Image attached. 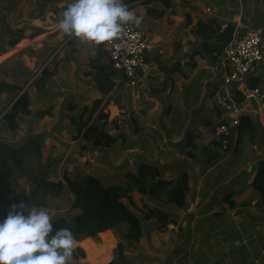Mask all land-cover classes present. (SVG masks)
I'll list each match as a JSON object with an SVG mask.
<instances>
[{
  "label": "rangeland",
  "instance_id": "374dc122",
  "mask_svg": "<svg viewBox=\"0 0 264 264\" xmlns=\"http://www.w3.org/2000/svg\"><path fill=\"white\" fill-rule=\"evenodd\" d=\"M219 1L221 4V0ZM69 2L70 0H0V40L3 37L0 41V79L9 82L19 80L26 82L27 79H29L25 89H28L30 92L31 100V105L29 107L30 114L20 118L19 125L16 129L11 130L7 124L0 121V143L11 146L12 150L25 147L29 143L38 145L37 148L41 151L46 150L48 147L47 154H42L44 158H40V161L43 163L41 168L38 167V156L34 151H31L32 153H29L28 156L25 157L26 162L23 169H19V167L16 166L13 169V176L9 177V179L5 178L3 184L8 185V191L7 189L5 191L0 188V195L7 193L8 203L4 204L0 200V218L7 214L13 203H19L23 200L35 204L32 199V194L37 186L31 179L35 178L36 173L39 172H43V177L47 181H64V184H67L65 182V176L75 179L76 176L94 175L100 178L102 184L105 186H127L131 181L129 175L134 174L138 176L140 167L145 165L147 168H158V177L160 179L175 180L183 173H188L194 181L199 180L194 176V173L196 172L197 167L200 168L202 166L201 162L194 160L193 167L187 164L185 165L184 162H179V164L176 165L172 163V158H176L179 154H175L176 156L170 155L169 152L171 149L168 148V146L172 143L178 144V137L180 136L177 134L178 131L174 128V125H176L174 120L173 122L171 121L170 128L165 129L160 125L161 116L166 113L169 102L161 97V88L164 86V83H158V81L152 79V82L149 85L151 93H158V95L152 97L154 98L152 101L153 104H149V106L146 107V111H143L139 104H136L135 106L131 99L128 101L127 98H123L121 102L119 101L117 107L112 106L111 110H109V108L112 104L109 102H111L112 99L106 100V108L103 110L109 114V119L107 120L108 123L104 119L99 118V112H101L99 110L88 120L90 111H87L86 115L83 117V122L87 120L89 124H91V121L92 123L97 122V124H103L105 122L108 124L109 131L113 136L118 138L120 135L125 134L127 137L125 140L118 138L116 143H113L108 147H94L84 139L82 132H84L87 127L83 126L81 123L82 120H80L85 106L88 105L91 107L93 99L96 98V95H94L93 92L94 89L92 86L89 87L88 85L89 90L87 89L85 92L88 93V98H85L83 96L84 94L80 92L81 88L78 83L74 88V85L71 82L67 83L65 81L66 79L75 80L77 82L89 80V84L94 85V82L92 83L90 81L91 77H87L82 81V78L85 75L83 71L89 70L87 65H79L78 68L76 67L74 69L73 67L68 68L65 63L66 59L63 57V53L66 56L68 50H72V46L66 47V43L72 40V37L64 36L61 41L60 37L56 36V33L53 32L48 37H45V35L43 41L42 39L40 41L26 39L23 42H19L18 45L16 44L17 47L15 50L24 47L28 48L22 52L16 53L11 50L12 48L8 51L3 49L9 47L7 42L9 41L10 36L9 32H7V28H16V23L20 26L22 23H18V21L22 16L29 18L35 14L41 15L43 21L49 22L46 23L48 24L46 31H49L50 28L54 27L53 23L55 21L62 19L63 11ZM189 2L190 0L186 3ZM191 10L198 9L194 6ZM186 11H188V9ZM224 13L225 12H218L214 15L205 13L207 15L206 22L210 23L212 20L217 19L222 23V28H225L227 25H225L224 21L226 20L218 18ZM200 14L203 13L200 12ZM224 18H226L225 14ZM197 21L193 22L191 29L193 28L195 30ZM186 23L190 24L191 20L189 22L187 18L185 19V28L188 27ZM240 23L241 19L239 18L237 20V25ZM250 24L251 23L248 25ZM192 34L196 35L193 31ZM20 36L21 34L18 35V37ZM34 44H41L40 46L42 48L35 49L31 46ZM202 49L207 53V48L205 46L203 47V43ZM166 59L167 57L164 56L161 61L163 60V62H165ZM100 62L103 63L102 60ZM163 62H161V64H155L157 66L155 67L152 76L158 74H161L163 77L167 76L166 70L164 73L161 70L164 67ZM202 64L205 63L202 62ZM45 67H48L53 73L52 76L47 79L46 89L39 90L32 85L35 79L41 76L42 70ZM126 89L127 92L133 91L130 88ZM48 92L54 94L50 101L45 100V96ZM189 93H191V101L194 102L197 98L198 92L192 89ZM108 94H102L103 100ZM164 96H168V94ZM11 99V95L8 97L6 94H0V106L8 105ZM144 99L146 100L145 96ZM147 100L149 99L147 98ZM71 102L76 105L75 110L72 112H77L76 115L73 114L76 124L71 123L72 118L68 116V114L71 113L67 112ZM175 104H177L176 101H174L169 110V113L172 116L177 115V109L174 107ZM118 107L124 109L125 113L118 111ZM173 108L176 113L173 111ZM46 111L50 113L45 115L44 112ZM137 116L140 120L139 124L135 123L134 120ZM172 116H168V118L171 119ZM190 118H192V115H190ZM205 118L208 119V116H205ZM32 119L36 120L38 124H33ZM51 120L53 122L58 121L61 125L65 124V127L56 130L52 126L54 131L48 133V136L45 135L46 132H43V134L38 131L37 127L39 125L47 127L50 125ZM190 135L191 132L187 135V138ZM214 137L216 136L213 135V132L210 133L204 142H209L210 140L211 142L204 147L212 148V146H214L212 145ZM144 143L152 146L150 154L145 151V146L142 147ZM180 145L182 147L185 146V142H180ZM176 146L181 151L179 144ZM199 149L200 148H198L197 152H201ZM222 154L224 155L225 153ZM186 155L188 156L181 155V157H185L191 162L193 157L189 156L187 153ZM205 157L206 156H202L200 158ZM135 158L148 159H144L143 162V160L137 161ZM240 158L239 154L235 156L232 154L230 162L226 163L227 169L223 168L222 170H232ZM11 162L14 163L13 161ZM253 166L254 164H252V167ZM177 167H179L180 170L183 169L180 175H178L180 170L177 171L174 169ZM164 169H166L165 172ZM219 170H221V167L216 169L215 173L217 174ZM30 174L32 175L31 179ZM217 175L223 176L221 173H218ZM214 181V188H220L222 191L232 188V184L229 182L230 180L226 177L223 180L222 178L216 177ZM205 184L206 181L202 184V192H204ZM63 190L64 191L61 195H50L47 198L46 207H48L52 213L53 219L59 215L74 217L79 212L71 209L73 196L69 193L66 185ZM226 193H228V190H226ZM132 196L138 205L136 209L127 199H124V201L130 209L134 208L142 216L146 211V206H144V204L147 203V205L150 206L149 202L151 201L148 197L143 199L140 194L133 193ZM187 204H189L188 199ZM160 206L162 210L169 213V204L162 202ZM254 206L256 205L254 204ZM257 206L260 205L258 204ZM246 209L247 208L242 211L243 208H241L243 215L248 218L247 220L245 219L243 225L240 220L237 228L234 226V228H229L227 232L219 229L218 232L220 234L215 235V237H211L212 234L210 233V238L213 241L212 245L206 244L207 234L205 230L201 228L200 224L197 225L193 223V221L187 222L189 227L183 226L182 223L179 225L176 220L174 223H169L163 228L161 227L162 220L160 217L157 219L152 217L149 218V220H145L143 217L144 231L146 233L137 243H131L126 240L123 226L119 227L117 231L114 230L113 232L112 230L115 238L112 233H110V230H105L94 238L81 239V246L86 252H88L87 257H72L71 264H85V260L87 264H105L108 263V261L111 262L110 260L112 256H114L113 259L115 260V264H124L126 261L127 264H193L196 256L205 255L206 253L208 254V251L211 252L212 250H215L214 246L217 243L221 246V238H224L223 240L225 241H231L232 244L230 248L231 252L227 251L226 253H224L223 250L218 251V246H216L218 253L217 255H213V257L219 261V264H264V260L257 263L258 258L256 256L258 252L263 253L264 220L256 217L255 214L258 213V210L253 207L248 208L252 212L251 214ZM253 212L255 214H253ZM188 213L187 217L192 215L190 212ZM259 214L261 215V213ZM179 215L182 217V214ZM70 220H73V218H70ZM229 224L230 223H228V225ZM119 245H123L122 251L118 250ZM90 255L93 257L92 260L90 259ZM95 258L99 259L95 260Z\"/></svg>",
  "mask_w": 264,
  "mask_h": 264
},
{
  "label": "crops",
  "instance_id": "0c3cea01",
  "mask_svg": "<svg viewBox=\"0 0 264 264\" xmlns=\"http://www.w3.org/2000/svg\"><path fill=\"white\" fill-rule=\"evenodd\" d=\"M143 1L145 0H135L131 2L129 6L138 15H142L143 20L140 26L151 38L156 41L159 49L163 51V55H160L154 59V66L152 71L146 77H144L137 86L129 87L126 85V83L116 80L114 89L103 100L102 109L106 108V100L110 98L112 100L109 103H111L112 105L110 106L109 110H111L112 106L117 107L119 101L121 102L123 98H127L128 101L131 99L132 103H134L135 106L136 104H139V106L142 107V110L146 111V107L149 106V104H153L152 101L154 98L152 97H156L158 95V93H151L149 85L152 82V79L154 81H158V83H164V86L161 88V97L165 98L166 101L169 102L166 113L161 116L160 125L165 129L170 128V123L174 120V123L176 122L174 128L176 131H178L177 134L180 136L178 137V144L181 151L176 146L178 144L172 143L168 146V148L171 149V151L169 152L170 155L179 154V156L175 155L176 158H172V163L176 165L179 164V162H184L185 165L187 164L192 167L194 160L202 163V166L200 168L197 167V170L194 173V176H196L199 180L194 181L192 177L189 176L190 190L187 193L189 204H187L186 207L182 209L175 204L171 205L170 203L168 206L169 214H171L174 219L178 221L179 225L182 223V225L185 227H189V224H187V222L190 221H193V223L197 225L200 224L201 228H203L207 234L206 244L212 245L213 241L210 238V233L212 234L211 237H215V235L220 234L218 232L219 229L227 232L229 228H234V226L237 228L240 220L243 225L245 219H248L245 215H243L242 212L245 208H247L246 210H248L251 214L252 212L248 208L253 207L254 209L258 210V213L255 214L253 212V214H255L256 217L264 220V204L262 203L261 197L259 196L258 192H256L252 187V183L257 173V162L264 159V133L262 132V128H264V102L263 106L258 109L257 113H245L243 115V117H249L250 120L257 125L258 130L254 137L252 136L251 132L240 134L238 132V128H233V143H235L233 146L236 148V150L238 149V151H240L239 155L241 158L239 161H237V164L232 170H222L223 168L227 169L226 163L230 162L231 155L233 154L235 156L237 155V153L230 150L224 154L223 158L220 161H213V158L208 159L207 154L208 151H210V153H212L213 151H217V147L214 145L212 146V148L206 149L207 147L204 146L208 145L211 140L209 142L204 141L208 138L209 134L213 132V127L216 126V124L220 120L229 118L228 114L223 112V110L219 108L214 101L215 93L222 86V84H225V74L222 70L223 67L221 61L223 57L213 63L215 55L211 52L207 51V53H205L203 51L202 39L201 37L197 36V34H192V31L194 32V29H191V27L193 26L194 21H207L206 14L214 15L218 12H225L224 14L226 15V18H224V14L218 17L226 20L224 21L225 25L231 23L236 26L237 20L240 18V24H243L244 26H264V0H221V4L219 3V0H190L189 3H186L188 2V0H173V5L171 7H168L159 1L150 2L147 5H143ZM194 6L198 10H191L192 8H194ZM150 8H153L157 11L149 12L148 9ZM187 9L188 11H186ZM200 12H202L203 14H200ZM188 15H190L191 23H186L188 27L185 28L184 23L185 19H188ZM42 18L43 17L39 14H35L34 16H31L29 18L25 16L21 17L18 23L20 22L22 24L18 26L16 23V28H13L19 29V33L20 30L24 31L19 42H23L26 39L32 41H40L42 39L43 41L45 37H48L53 32L56 33V36L60 37L61 41L63 40L64 36L68 37L67 34L60 31L56 26L60 19L53 23L54 27L50 28L49 31H46L48 27V24L46 23L49 22L43 21ZM249 23L251 24L248 25ZM40 45L34 44L31 46L35 49H40L42 48ZM67 46H72V50H68L66 56L63 53V57L66 59L65 63L68 68L73 67L75 69L76 67L78 68L79 65H87V68H89V70L83 71L85 75L82 78V81L87 77H91L90 81L92 83L94 82V85L89 84V80H85L84 82H77L75 80L66 79L65 81L67 83L71 82L74 85V88L78 83L79 87L81 88L80 92L84 94L83 96L85 98H88V93L85 92L87 91V89L89 90L90 86H92L96 98H101L102 94H100L101 92L95 84V80L91 74L96 72V67L92 63V60L100 57L101 51L104 53V55L101 56V60L103 61V63L110 64V58L105 42L97 45L92 42H86L80 40L79 38L72 37V40L66 43V47ZM16 47L17 46H9L8 48L3 49L8 51L10 48H12L11 50L15 51L16 53L28 49L27 47H24L19 50H15ZM187 49H189L190 52ZM164 56L167 57L165 62H163V60L161 61ZM161 62H163V68L167 67V78L163 77L161 74L152 76V74L154 73L153 71L157 66L155 64H161ZM202 62H204L205 64H202ZM163 68L161 70L164 73L165 70ZM171 69L175 71H168ZM249 81L250 86L251 83H255L254 87H259L264 92V63L260 68L255 69L251 72V74L249 75ZM251 87L254 88L253 86ZM126 88H130L133 91L127 92ZM192 89L198 92L197 98L194 102L191 101V93H189V91ZM167 94L168 96H164ZM53 96L54 94L48 92L45 96V100L50 101ZM144 96L146 100L144 99ZM96 98H94L93 100H95ZM147 98L150 101L147 100ZM175 98L178 100H176ZM174 101H176L177 103L174 106L177 109L176 116H172L169 113V110L171 109ZM120 108L121 107H118L117 110L125 113V110ZM173 111H175L174 108ZM67 112L75 115L77 114V112L72 113L68 110ZM71 114H68V116H70ZM190 115H192V118H190ZM168 116H172V118L169 119ZM205 116H208V119H206ZM134 120L135 123H140L138 116ZM32 122L33 124H38L36 120L32 119ZM208 123L212 125H208ZM52 126L56 130H58L62 127H65V124L61 125L58 121L53 122L51 120L49 126L43 127L39 125L37 128L39 132H46L45 135L48 136V133H52L54 131L52 129ZM190 132L194 133L198 137L195 140L196 146L184 149L180 145V142L184 141L186 143L187 135ZM144 146L145 151L150 154L152 146L147 145L146 143L142 145V147ZM198 148H200L199 150H201V152H197ZM190 150H192V153L196 154V157L192 158L193 160L191 162H189L187 158L181 157V155L187 157L188 155H186V153L188 154ZM201 155L206 157L200 158L202 157ZM135 159L137 161L143 160L144 162V159L148 158ZM251 163L254 164L253 167ZM220 167L221 170H219L218 173H221L224 177L217 175L218 173H215L216 169ZM174 169L177 171L180 170L179 167ZM165 171L166 169H164V172ZM182 171L183 169L178 172V175H180ZM214 176L215 178H222V180L225 179V177L230 180L229 182L232 184V188L226 189L228 190V193H226V190L222 191V189L220 190V188L213 187V184L215 182ZM204 180L206 181V184L203 190L204 192H202V184L205 183ZM230 193L232 194L230 200L235 201L233 207H231L230 201L227 200V196ZM149 200L151 201L149 202L150 206H153L154 204L155 207L161 204L160 201L152 199ZM242 201L250 202V204L246 206L243 203L241 204ZM254 204L256 206L259 204L260 206L256 207L254 206ZM240 207L243 208L242 211ZM187 211L192 215L187 217V215L189 214ZM259 213H261V215ZM179 214H182V217H180ZM228 223L230 224L228 225ZM122 226L124 228L123 230L126 233L128 229L127 223L121 224L116 229H111L110 233H112V230L113 232L114 230L117 231V229ZM223 239L224 238H221L220 240L221 246H219L218 243L214 246L215 250H212L211 252L208 251V254L206 253L205 255H200L201 257L196 256L194 258L193 264H219V261L216 260L213 255H217V250H223L224 253L230 251L232 244L231 241H225ZM81 241L75 240V248L80 247L84 250V248L81 246ZM216 246H218L217 250ZM262 248L263 253L258 252L257 263L264 260V245ZM85 257H87L86 251ZM92 258V255H90L91 260ZM113 258L114 256H112L110 261H112ZM97 259L99 258H95V260ZM85 264H87L86 260Z\"/></svg>",
  "mask_w": 264,
  "mask_h": 264
},
{
  "label": "trees",
  "instance_id": "16d2710c",
  "mask_svg": "<svg viewBox=\"0 0 264 264\" xmlns=\"http://www.w3.org/2000/svg\"><path fill=\"white\" fill-rule=\"evenodd\" d=\"M135 0H125L127 4H130ZM162 2L168 7L173 5V0H145L142 2L143 5H147L150 2ZM149 12H155L157 10L150 8ZM190 22V15L187 16ZM235 25L228 24L225 28H222V23L218 20H212L208 23L206 21L198 20L194 32L197 36L201 37L203 47L207 48L208 52L213 53L214 59L213 63L223 57L224 48L232 38ZM9 32V43L10 47H15L19 43L23 35V30H20L21 36L18 37L19 29L8 28ZM3 38V37H2ZM1 38V40H2ZM0 40V41H1ZM101 48V46H100ZM4 52V51H2ZM104 53L101 51V56ZM101 56L92 63L96 67V72L92 73L95 83L99 88V91L106 95L110 93L115 86L116 79L118 78L117 72L112 68L110 64L101 63ZM167 67L163 68L166 70ZM173 72L175 70H168ZM52 71L45 67L42 70V74L39 78H36L33 82L35 88L39 90L46 89L47 79L52 76ZM35 78V77H33ZM29 79H27L28 81ZM27 81L22 80L9 82L4 79H0V94H6L8 97L11 95L10 105L0 106V121L4 122L9 126L11 130H14L19 125V120L21 117H25L30 114V92L26 90ZM251 86H255V83H251ZM49 89V88H48ZM239 99L242 98L240 92H235ZM111 99V98H110ZM103 97L96 98L93 100L92 106H85L81 114L80 120H82L83 126L87 127L84 132H82L84 139L87 140L94 147L110 146L116 143L118 138L125 140L127 137L125 134L120 135L118 138L113 136L109 131L108 122L109 114L102 109ZM10 106V107H9ZM76 105L72 102L69 105L68 111L73 112ZM99 112V118L104 119L107 123L100 124L91 121L89 124L87 121L93 116L96 111ZM87 111H90L89 118L87 121L83 122V117L86 115ZM45 115L50 112H44ZM42 114V113H41ZM72 118L71 123L76 124V120L73 114L70 115ZM228 124L225 119L220 120L216 126L213 127V135L216 137L212 140V145H215L217 151H208V159L213 161H220L223 158V152L221 151V143L219 141V136L216 135V128L219 125ZM208 125H212L208 123ZM238 132L244 134L246 132H251L254 137L257 133L258 127L254 124L249 117L244 116L241 118L240 123L237 126ZM138 129V126H137ZM136 131V130H135ZM264 133V128H262ZM221 137V136H220ZM198 137L191 132V135L186 138L187 141L184 149L192 148L196 146L195 140ZM232 138V137H231ZM232 140V139H231ZM234 145V144H233ZM231 144L229 145V151H234L239 154L240 151ZM38 145L28 144L25 147L19 148L17 150H12L11 146L4 143H0V188L1 190L7 189L8 185L3 184L5 178L13 176V169L17 166L19 169H23L25 165V157L28 156L31 151H34L38 156V167L41 168L43 163L40 158H44L42 154H47V149L44 151L38 150ZM208 149V148H206ZM189 156L195 158L196 154L192 153V150L188 152ZM13 161L14 163H12ZM257 173L252 183V187L256 192H258L261 197L262 203L264 204V159L257 162L256 165ZM36 173V172H35ZM159 170L154 167H146L142 165L140 167L139 175L130 174L129 178L131 181L127 186L122 185H111L105 186L102 184L100 178L94 175L86 176H76L75 179H71L65 176L64 181H47L43 177V172L36 173V177L31 179L36 183V188L32 194V199L36 205H47V198L50 195L59 196L65 189V185L68 187L69 193L73 196V201L71 204V209L79 211L74 217H68L66 215H59L53 219L55 228L69 227L74 233L75 240H81L84 238H93L105 230L116 229L121 224L127 223L128 229L125 233V238L131 243H137L146 233L144 231L143 217L145 220L155 217L162 220L161 227L165 228L169 223H174L176 219L162 210L160 205L148 206L147 203L146 211L141 216L139 212L135 209L138 206L132 194H140L143 199L147 198L152 200H157L165 202L167 204H175L179 208H184L187 205V193L190 190V179L188 173H183L175 180H164L158 177ZM133 192V193H132ZM132 193V194H131ZM231 195V196H230ZM232 194H228L227 200L230 201L231 207H233L235 201L230 200ZM124 199H127L130 204L135 208H129L125 203ZM0 200L4 203H8L7 193L0 195ZM246 206L250 202L242 201L241 204ZM73 218V220H70ZM162 228V229H163ZM123 245L118 246V250L122 251ZM88 253V252H87ZM258 258V254H256ZM74 258H85V251L80 248H74L73 251ZM105 264H115L113 259L111 262ZM127 264V261L124 263Z\"/></svg>",
  "mask_w": 264,
  "mask_h": 264
},
{
  "label": "clouds",
  "instance_id": "9594fccd",
  "mask_svg": "<svg viewBox=\"0 0 264 264\" xmlns=\"http://www.w3.org/2000/svg\"><path fill=\"white\" fill-rule=\"evenodd\" d=\"M142 20V15L133 11L125 0H70L56 26L70 37L99 45L121 37L125 25L131 23L138 27ZM222 70L224 72V68ZM232 88L236 98L241 100L235 93V87ZM214 101L221 108L215 95ZM260 107L258 104L255 108L258 111ZM223 112L229 116L226 120L231 125L229 138L233 145V128H237L240 122L233 124L230 114ZM219 126L215 130L216 135ZM219 141L221 143L220 136ZM221 151L228 152L229 146L225 150L221 144ZM75 246L71 228H55L53 215L46 206L21 200L13 203L7 214L0 218V264H71Z\"/></svg>",
  "mask_w": 264,
  "mask_h": 264
},
{
  "label": "built area",
  "instance_id": "2783aa9c",
  "mask_svg": "<svg viewBox=\"0 0 264 264\" xmlns=\"http://www.w3.org/2000/svg\"><path fill=\"white\" fill-rule=\"evenodd\" d=\"M105 45L110 64L118 75L116 80L129 87L137 86L152 71L154 59L163 55L156 41L143 28L131 23L125 25L121 37L105 42ZM224 53L225 84L216 92L215 100L234 119L233 124H238L245 113L258 112L251 103L252 98L263 106L264 92L250 86L249 75L264 63V26L238 24ZM232 87L242 93L241 100L236 98ZM217 135L221 136L222 147L226 150L230 144L231 125L219 126Z\"/></svg>",
  "mask_w": 264,
  "mask_h": 264
},
{
  "label": "water",
  "instance_id": "95a60500",
  "mask_svg": "<svg viewBox=\"0 0 264 264\" xmlns=\"http://www.w3.org/2000/svg\"><path fill=\"white\" fill-rule=\"evenodd\" d=\"M251 102L254 104L256 108H258L257 100L255 98L251 99Z\"/></svg>",
  "mask_w": 264,
  "mask_h": 264
}]
</instances>
